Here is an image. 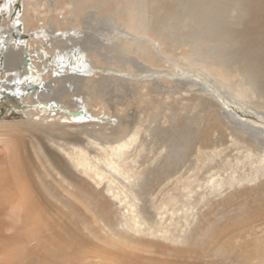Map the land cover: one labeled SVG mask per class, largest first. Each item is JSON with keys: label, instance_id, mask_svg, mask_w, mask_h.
<instances>
[{"label": "bare ground", "instance_id": "1", "mask_svg": "<svg viewBox=\"0 0 264 264\" xmlns=\"http://www.w3.org/2000/svg\"><path fill=\"white\" fill-rule=\"evenodd\" d=\"M59 2H5L1 88L88 142L58 121L0 123V264H264V0H79L39 17ZM164 76L182 99L227 95L225 121L133 114ZM32 122L31 143L15 137Z\"/></svg>", "mask_w": 264, "mask_h": 264}, {"label": "rangeland", "instance_id": "2", "mask_svg": "<svg viewBox=\"0 0 264 264\" xmlns=\"http://www.w3.org/2000/svg\"><path fill=\"white\" fill-rule=\"evenodd\" d=\"M6 1L7 0H0V35L2 34V31H3L4 27L6 25H9L11 23V21H12V19L7 14H4V12H3L4 11L3 10V6H4ZM46 1L47 0H42L43 3H45ZM59 1L60 2L58 3V9L53 11V13L49 12L47 14V12L44 11V6H42L41 10L43 12L39 15V17L41 19H45V18L47 19V17H49L50 15L54 14L55 16H57L59 18H61L62 15L64 17L68 18L70 16L71 10H73L74 7L76 8L77 1H79V0H76L75 3H72V0H59ZM24 2H25V0H17L16 13L20 12V13L23 14ZM79 20L80 19L78 17L77 20H76V23L79 24L80 23ZM38 24H40V23H38ZM186 50H187V48L184 47V46L178 47L172 52V56L171 57L175 59V58H180V57L184 56L185 58L187 57L186 59H188L190 56L188 55V53L186 54ZM171 61H173V60H171ZM191 61L193 62V60H191ZM178 63L183 65V66L185 65L184 62H181V61L178 62ZM169 64L155 65V66H157V68L165 69V70H168V71H172L173 69H175V65L173 64V62H171V63L169 62ZM191 65H194V67H195L194 63H191ZM185 71H188V69H186ZM194 71L197 74L199 73V71H196V70H194ZM174 72H175V70H174ZM10 74H12L11 71H7V72L4 73V75H6L5 77H8V76L10 77ZM200 74L199 75L201 77L202 76L206 77L205 74H203L201 72H200ZM165 75H169V73L165 72ZM5 82H6V78H0V88H1V85L3 83H5ZM205 82L208 83L209 85L211 84V82L208 81V80H205ZM147 84H150V86H148ZM212 84L214 85V83H212ZM159 85H160V87H159ZM158 87H159V89H158ZM141 89H143V90H141ZM8 91L11 94H3L2 91H0V93H1L0 94V123H3V122H14V121H16V122L28 121L29 122L31 120L33 122L39 123L40 124L39 126H43L44 128L55 129L53 131V132H55V131H59L58 126L57 125H50V124H52V122H54V121H56V122L58 121V122L61 123V125H63V130H66V131H69V132L75 133V134H79L80 133V131H81L80 128H78L76 126L73 127V126H71V124L66 123V121H64L65 120L64 118L61 119L59 117L58 118L56 117L55 120L53 121V120H51L52 118H49V119L45 120L41 113L39 115L32 116L34 112L38 113L36 104H32V106L29 107V104L27 103V101H24L23 98H20V99L17 98L16 97V93L12 92L11 90L8 89ZM139 91L141 93L140 96L142 97L141 99H143L142 101H143L144 105H141V106H143V108H140L139 109L140 111L137 109L136 106L134 108H132L131 111L132 112L134 111L133 114H135V113L137 114V112H138L137 115L141 119H146L147 118L149 121H147L146 123H149L151 118H152V116L154 114H156V112L158 110L161 109L160 110L161 113L158 114L157 119L159 120V122H161L162 126H164V127H170V126H173V125H180L181 127L184 126V127H188V128L190 127V128L194 129L199 124L201 125L202 123H204L206 118H208L210 116V114H215L216 112H217L216 114L219 113L220 118L223 121H225V117H223L224 119L222 118L223 115H222L221 112H224L225 109H231V103L229 102L230 99L228 98L227 95L225 96V94H223L222 96H224V102L223 103H221V102L218 103L216 101L215 97H214L216 95V93L214 94V96H213V94L209 95L210 93L207 92L206 90L203 91L204 93L203 92L197 93L198 96L200 97L199 100L182 99L184 97L188 98V96H190L191 93L181 90V88L176 86V84L173 82L172 79H170V78H168L166 76H164L162 78V80L160 79L159 81H154V80L147 81L145 86L141 87L139 89ZM218 93H219V95L221 94L220 91ZM207 96H209L213 101L210 102L207 99ZM24 102H26V103H24ZM187 102H189V103H187ZM213 102L215 104H213ZM209 103H211V105ZM242 105L246 106L243 103H242ZM242 105H241V107L243 108L242 110L248 111L247 110L248 106L244 107ZM208 106H209V108H207ZM215 106H216V108H215ZM92 107H94L92 109V111L95 114L97 113L96 115L102 116L104 114V111H108L106 109V107L103 104H100V103H97L96 105H92ZM178 108H179V110H178ZM120 109H121V107H120ZM162 110H164V111H162ZM121 112H123V110H120V113ZM149 114H151V115H149ZM238 116L241 117V118H244V115H242V116L238 115ZM255 120H257V119H255ZM33 122L31 124L30 123H27L26 125L23 124L20 127L16 126V129L13 128L14 129L13 130L14 131L13 134L15 135V137L16 136L17 137H25V141L27 143H31V138H29L28 136H31L33 134L30 131H28V129H29L30 125L34 124ZM64 124H67V125L64 126ZM89 128H91V127H89ZM36 132L41 134L40 130L39 131H35V133ZM24 135H27V136H24ZM79 136L84 138V140H86V138H85L86 136L81 135V134H79ZM86 142H88V141L86 140ZM5 146H6V142L5 141L4 142L1 141L0 142V147H1L0 149L5 148ZM60 152H62V151H60ZM66 157H67V155H66ZM203 157H204V155L200 156L201 161H199V164L202 162ZM128 164L129 165H132V164L136 165L137 168L135 167L136 170L135 169L134 170L137 171L138 173H140L142 171V168L138 167V161L133 163L132 161L128 160ZM134 165H132V166H134ZM131 181L134 182V178H131ZM173 182H171L170 185L174 186L175 184L173 185ZM161 198H162V196H160V199Z\"/></svg>", "mask_w": 264, "mask_h": 264}, {"label": "water", "instance_id": "3", "mask_svg": "<svg viewBox=\"0 0 264 264\" xmlns=\"http://www.w3.org/2000/svg\"><path fill=\"white\" fill-rule=\"evenodd\" d=\"M27 55H25V58H24V60H25V62L27 63ZM0 91H2V93L3 94H11L9 91H5V90H3L2 88H0Z\"/></svg>", "mask_w": 264, "mask_h": 264}]
</instances>
